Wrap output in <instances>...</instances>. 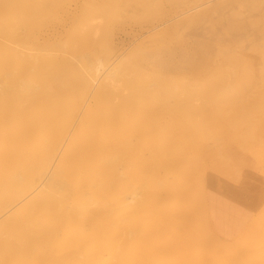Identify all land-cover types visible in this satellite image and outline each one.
Returning a JSON list of instances; mask_svg holds the SVG:
<instances>
[{"label": "rangeland", "instance_id": "obj_1", "mask_svg": "<svg viewBox=\"0 0 264 264\" xmlns=\"http://www.w3.org/2000/svg\"><path fill=\"white\" fill-rule=\"evenodd\" d=\"M39 1L40 3L43 1L39 6L41 11L36 12L32 17L27 16L29 13L18 15L14 10L0 11V19L5 17L1 21L7 24H2L4 29L0 30V86L3 85L5 77L9 82L18 77H31V80L41 87L44 98L55 97L53 92L57 93L55 99L59 98L61 103H58L60 106L53 108L54 113L60 112V116H64L66 107L90 101L87 97L92 92L87 91L86 96H82L81 72L74 69L75 60H72V64L68 61L70 59L66 60V58H80L86 52L95 51H98L103 58L109 55L128 57L129 71L125 73L126 80H138L144 87L151 81L160 80V77L155 75L157 71L169 69L184 70V74H188L181 76L177 72L173 74L170 72L168 75L161 73L162 78L167 81L173 79L174 83L180 84L182 88L193 85L189 88L193 93L188 99L195 100L186 104L187 107L176 106L174 98L162 94L155 97L152 102L131 105L123 113L107 115L105 112H108V109L105 108L90 120L88 132L95 131V135L101 139L109 133L113 136L115 155H119V151L125 147L130 148L125 155L120 153L122 162L120 167L114 170V211L117 222V230L114 233L120 244L116 251V264H264V230H262L264 229V219H262L264 218V105L261 108H253V110L258 109L259 113L256 112L257 110H243L242 117L234 116L233 109L236 107L222 103L219 99L211 108V105L205 104V97L199 92L201 88L209 87L208 81L211 80V75L214 77V73L218 74V71L223 73L225 69L228 71L234 66L230 61L236 53L237 55L239 52L240 55L246 53L247 57L242 56L243 59L249 61L252 59L253 61L250 62L254 63L259 62L264 56L262 53L264 49H261L264 47V0H211L212 2L210 0H27L34 3ZM197 5L201 6H198V9L194 8ZM91 6L105 11L100 13L101 11L98 10H90ZM18 17L23 23L17 22ZM22 17L25 18L24 21ZM6 18L9 22L5 20ZM98 18L101 19L98 26L99 36L94 38L95 25L91 19ZM232 28H236L238 33H232L235 32ZM12 42L33 49L32 53L35 54L45 49L51 54L50 58L47 60L39 57V60L34 61L27 58L26 51H23L24 56L15 57L13 52L5 48L11 46ZM241 43L245 45V49L241 48L243 47ZM208 48L211 54L207 56ZM199 56L207 58L206 65L210 63V66L202 68L198 66L200 68L198 71L197 67L187 66L192 59L202 58ZM16 60L20 63L17 64ZM30 61L34 66L31 64L30 67ZM161 61L164 65L158 67V63L162 64ZM221 67L227 68L222 70ZM206 68L208 69L205 71ZM260 76V74L259 77L257 76V80ZM183 83L185 86L182 85ZM254 90H247L249 97L251 95L255 97V94L258 95L261 91L259 88ZM5 94V90H0V115L6 114L1 117L3 122L0 129L5 123L10 125L17 121L15 110L11 111L5 103ZM185 108H195L197 111L195 114H188L190 117L184 113L180 119L178 110ZM56 119L60 125V117ZM108 127L113 129L108 131ZM171 127L177 128L181 135L179 151H170L174 155L171 157L178 160L181 166L178 175L173 173L174 179L180 180L181 184L185 185V189L182 190L178 200L175 198L168 204L158 205L159 209L154 214L150 211L147 213V219L151 215L156 218L155 226L148 220L145 222V219L142 224L148 229L145 230L144 227L141 228L142 226L138 228L136 222L138 217L140 219L141 217L136 215H144L143 208L138 203H131L130 207L124 205L121 209L120 204L123 200L127 202L128 185L140 184L146 177L147 181L152 178L154 173L145 172L146 169L148 170L146 166L160 161L164 156L163 153L160 155L152 150V145L162 129ZM97 156L103 160L108 155L104 152ZM82 158L87 161L84 155L80 156L79 160ZM169 170L171 166H160V170H157L155 175L156 181L160 182L158 177L166 182L173 181V175L171 171L168 173ZM103 173L107 174L106 171ZM46 179L45 176L43 181ZM78 179L80 172L72 169L69 172L68 183L72 187L74 182L79 181ZM227 186H233L244 192L246 199L255 204V212L253 217L250 215L245 216L244 219L242 217L238 223L240 232L233 239L221 240L214 237L211 230H209L211 233L208 232L204 208L209 189L223 190ZM71 187L63 192L61 195L63 198L71 195ZM135 190L140 192L141 187ZM160 194L164 197V190H161ZM28 195L10 211L22 206L34 195V191L30 190ZM189 197L191 198L188 199ZM140 199H143L142 193L136 201ZM161 210H166V213L164 211L161 213ZM174 210L176 211L173 212ZM127 213L133 217L129 224L136 225L133 228L137 227L134 230L138 231L128 241L121 243L120 239L124 236L122 225L127 223L125 219ZM6 215L2 214L0 220ZM172 227L173 229L176 227L174 231L169 230ZM184 233L189 236V240ZM245 236L247 238H244ZM191 239L198 240L194 245L195 249L192 250L191 244H195L196 241ZM182 244H187L186 248ZM236 244L238 246H235ZM178 245H181V248ZM183 256H186L185 259Z\"/></svg>", "mask_w": 264, "mask_h": 264}, {"label": "bare ground", "instance_id": "obj_2", "mask_svg": "<svg viewBox=\"0 0 264 264\" xmlns=\"http://www.w3.org/2000/svg\"><path fill=\"white\" fill-rule=\"evenodd\" d=\"M41 4H43V1L42 3L40 1L34 3L27 2V0H0V11L14 10L18 15L29 13V15H26L32 17L36 12L41 11L39 7ZM198 6L194 8L198 9L200 7ZM93 9L94 7L90 8V10ZM94 10L97 11L98 9ZM98 11L102 13L105 10L101 9ZM197 11L199 12V10ZM4 18L1 17V19ZM25 18L22 17L21 19ZM1 19L0 30H3L2 24L5 25L6 23L1 21ZM5 20L8 21L7 18ZM17 22L23 23L19 21V17ZM91 22L95 25L93 37L97 38L99 36L98 26L101 19H91ZM232 29V31H235L232 33H238L236 28ZM245 42L243 41V43ZM10 44L11 46H5V48L13 52L15 57L19 55L24 56L23 51L28 52L27 58L29 57V59L31 58L34 61H37L36 59L39 57L49 60L48 58L51 55L45 49L39 50L41 53L35 54L32 53L34 52L33 49L22 47L19 43L12 42ZM241 48L245 49V45L241 46ZM261 49H264V47ZM206 53L208 56L211 54V50L208 48ZM242 56L247 57V54L241 53L240 55L239 52V55H237L236 53V56L232 57L230 61V64L233 63L234 66L228 67V71L225 69L227 72L224 71L222 73L218 71V74L214 73V77L211 75V80L208 81L209 87H203L199 90L200 95L205 97V104L211 105V108L220 99L222 103L236 107L233 109L234 116L241 117L243 116V110L251 111L253 108H261L264 105V56L261 57L259 62H257L258 59L257 63L250 62L253 61L252 59L250 61L244 60ZM199 57L202 58L198 60L192 59L190 63H187V66H191L190 68L197 67V71L202 67L210 66V63L206 65L207 58L204 56ZM67 59H70L68 61H71L72 64V60H75L76 68L74 69L81 72L83 79L82 96H86L87 91L92 92L87 97L90 101L66 107L67 110L65 109L66 114L64 116H60V112L54 113L55 107L57 105L60 106L58 103H61L59 102L61 101L59 98L55 99L57 93L53 92L55 97L44 98L45 96H43L41 87L31 80V77H18L10 82L9 80L6 81L5 77L3 85L0 86V90H5L6 92L4 96L5 103L11 108V111L15 110L17 118V121L10 123V125L8 123L3 124L2 129H0V216L7 214L0 220V264H116V251L117 247H120V244L117 242L116 234L114 233L117 230L114 211V170L116 167H120V163L122 162V155L120 153L125 155V152H128L130 148L125 147L119 151V155H115L113 136L109 133L101 139L95 135V131L88 132L87 128L90 126V120L98 116L100 111L105 108L108 109V112H105L107 115L123 113L131 105L152 102L155 97L162 94L174 98L175 105L181 106V108L195 100L188 99L189 95L193 93L192 89H190L191 91L189 90L193 86L192 84L188 86L189 88H182L180 84L174 83L173 79L167 81L164 77H161V73L162 75H168L170 72L172 74L177 72L181 76L187 75L188 73L184 74V70L171 71L169 69L162 72L157 71L155 75L160 77V80L151 81L150 84L144 87L138 80H126L125 73L127 70L129 71L127 65L129 62L128 57L109 55L107 58H103L99 55L98 51H95L86 52L80 58L72 57ZM16 62L17 64L20 63L17 60ZM29 63L34 66V63H31V61ZM158 64V67H163L164 62ZM182 66L184 69V64ZM221 68L223 70L227 67ZM259 74L261 76L257 80ZM182 85L185 86L184 83ZM247 88L251 90L259 88L261 91L258 95L252 92L256 96L252 97L253 95H251L249 97L250 95L248 96L247 94V90L249 89ZM249 92L251 93V91ZM193 96H196V94H193ZM196 111L197 109L195 108H185L184 110H178L179 116H177L181 119L184 113L192 115ZM253 111L258 112V109ZM4 116L6 114L2 113L0 115V125L3 122L1 117ZM188 116L190 117V115ZM188 116L185 115V117ZM59 117L61 121L60 125L56 122V118ZM53 125L55 126L53 127ZM111 129L113 127L107 128L108 131H111ZM112 132L114 133L113 130ZM180 139L181 135L177 128L162 129L151 149L160 155L164 154V156L160 161L152 162L146 166L148 170L146 169L145 172L151 171L154 173L152 178L147 181L146 177L140 184L128 185L127 202L125 203V200L121 199L123 200V203L120 204L121 209L124 205L130 207L131 203H138L143 208V213L145 214L136 215L140 216L141 219L138 217L137 221V217L135 216L136 218H134L137 221L136 225L138 228L144 227L142 223L145 219V222L148 220L149 223L155 226L154 220L156 218L154 219L153 215H151L147 219V213L150 211L154 214L159 209L157 208L158 205L168 204L175 198L178 200L182 190L185 189V185H182L180 180L174 179L175 175H178V170L181 169V166L180 162L178 163V160L173 159L171 156L174 155L170 153L172 150L179 151L178 148L181 147ZM104 152L108 156L102 160L97 155ZM89 153H92L91 156H89ZM83 155L87 158V161L83 158L79 160V157ZM118 160L119 162H117ZM160 166H171V170L168 173L171 171L173 181L166 182L160 177H158L160 182L156 181L155 175L157 170H160ZM72 169L80 172V179L74 182L71 187L68 183V176ZM103 171H106L107 174L105 175ZM45 176L47 179L43 181ZM70 187L71 195L63 198L61 195ZM139 187H141L140 192L135 190V188L138 189ZM30 190L34 191V195L18 209L10 211L14 205L24 201ZM161 190H164V197L160 194ZM186 192L187 190L183 192V195ZM141 193L143 199L136 201ZM182 207L184 210V206ZM162 211L164 210H161V213ZM165 211L164 213H166ZM167 216L169 217V215ZM125 219H127V223L122 225L124 236L122 235L123 237L120 239L121 243L128 241L138 231H135L137 227L133 228L136 225L132 222L133 226L129 224V221L133 219L129 213H127ZM251 225L254 226L253 224ZM187 227L190 226L187 225ZM206 227L208 229V226ZM171 229L173 227L169 228V230ZM186 233L184 234L188 239L189 234L187 233V235ZM181 235L180 239H182ZM244 238H247V236ZM191 240L194 241L195 239ZM216 240L219 241L218 239ZM240 240H242V237ZM197 241L196 243L194 242L195 244H191L193 245V247H190L191 250L196 247L194 245L197 244ZM185 245L183 246L185 247ZM235 246L238 245L236 244ZM178 247L181 248V245H178ZM182 249L184 248L182 247ZM183 251L185 253V250ZM239 252L241 251L239 250ZM186 255L189 256V254ZM191 256L193 255L191 254Z\"/></svg>", "mask_w": 264, "mask_h": 264}, {"label": "crops", "instance_id": "obj_3", "mask_svg": "<svg viewBox=\"0 0 264 264\" xmlns=\"http://www.w3.org/2000/svg\"><path fill=\"white\" fill-rule=\"evenodd\" d=\"M255 204L246 199L244 192L233 186L223 190L211 188L207 192L204 208L205 222L211 232L221 240H231L240 231L242 217H253Z\"/></svg>", "mask_w": 264, "mask_h": 264}]
</instances>
